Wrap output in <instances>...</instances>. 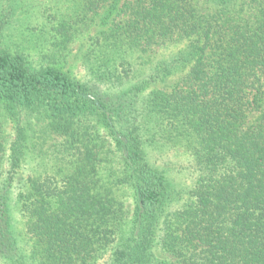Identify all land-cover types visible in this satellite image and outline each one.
<instances>
[{"label":"trees","instance_id":"16d2710c","mask_svg":"<svg viewBox=\"0 0 264 264\" xmlns=\"http://www.w3.org/2000/svg\"><path fill=\"white\" fill-rule=\"evenodd\" d=\"M0 264H264V0H0Z\"/></svg>","mask_w":264,"mask_h":264},{"label":"rangeland","instance_id":"374dc122","mask_svg":"<svg viewBox=\"0 0 264 264\" xmlns=\"http://www.w3.org/2000/svg\"><path fill=\"white\" fill-rule=\"evenodd\" d=\"M78 48H79V44L75 46L73 54L77 53ZM69 62L71 67H74L75 73L78 75V77H82L84 75V70L82 66L78 63V61L75 60L73 57H71Z\"/></svg>","mask_w":264,"mask_h":264}]
</instances>
